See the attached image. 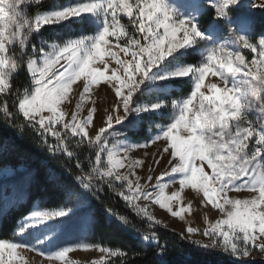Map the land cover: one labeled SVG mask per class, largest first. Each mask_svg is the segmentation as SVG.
<instances>
[{
    "label": "snow or ice",
    "instance_id": "obj_1",
    "mask_svg": "<svg viewBox=\"0 0 264 264\" xmlns=\"http://www.w3.org/2000/svg\"><path fill=\"white\" fill-rule=\"evenodd\" d=\"M0 130V264H254L264 0H0Z\"/></svg>",
    "mask_w": 264,
    "mask_h": 264
},
{
    "label": "trees",
    "instance_id": "obj_2",
    "mask_svg": "<svg viewBox=\"0 0 264 264\" xmlns=\"http://www.w3.org/2000/svg\"><path fill=\"white\" fill-rule=\"evenodd\" d=\"M52 0H50V3ZM60 2H63V0H60ZM153 123H159V121H153ZM3 130H0V133H2ZM152 131H155V128L152 129ZM149 132V128L147 124L143 127L142 133L147 135ZM26 147L28 150L34 154H39L40 149L37 148L34 144L28 143L26 144ZM13 161L11 158L7 161L0 160V167L4 168V164L8 163L11 164ZM34 205L36 203H39L41 206H47L42 201L41 202H33ZM104 239H110L117 243H131V241H128L127 238L120 233H106L103 235ZM89 239H93V237H89ZM95 239H101L100 235H97ZM155 258L151 255H148L147 257L143 258L140 261V264H154ZM173 264H184L185 261L189 262V264H229L230 258L220 255H207L200 252H186L185 255H175L172 257ZM254 264H264V260H254Z\"/></svg>",
    "mask_w": 264,
    "mask_h": 264
},
{
    "label": "rangeland",
    "instance_id": "obj_3",
    "mask_svg": "<svg viewBox=\"0 0 264 264\" xmlns=\"http://www.w3.org/2000/svg\"><path fill=\"white\" fill-rule=\"evenodd\" d=\"M94 99L97 100V104L100 106H103L106 103L105 96L103 94H100L99 97H94ZM3 171V168L0 167V172ZM2 182V181H0ZM161 219H165V222L168 223L169 228L176 229L179 227V224L176 222V218L168 219L166 218L163 213L160 214ZM89 239V237H88ZM70 258H72L76 264H88L89 259H95L98 260L99 254L96 253H85L83 251L77 252V253H70ZM254 260H264V257H261L259 255H256L254 257Z\"/></svg>",
    "mask_w": 264,
    "mask_h": 264
}]
</instances>
